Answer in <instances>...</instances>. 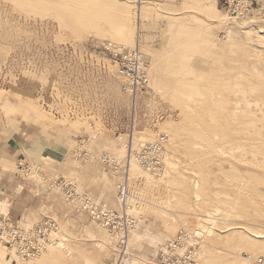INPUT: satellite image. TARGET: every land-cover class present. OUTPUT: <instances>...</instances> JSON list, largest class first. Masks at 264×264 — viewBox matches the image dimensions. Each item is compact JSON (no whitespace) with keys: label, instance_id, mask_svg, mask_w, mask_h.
Listing matches in <instances>:
<instances>
[{"label":"rangeland","instance_id":"374dc122","mask_svg":"<svg viewBox=\"0 0 264 264\" xmlns=\"http://www.w3.org/2000/svg\"><path fill=\"white\" fill-rule=\"evenodd\" d=\"M229 1L0 0V148L18 152L0 165L30 190L17 211L0 187V215L27 228L53 219L68 248L53 244L26 264H116L120 255L119 231L81 213L55 185L62 179L129 216L126 264H156L183 231L198 238L197 264L264 256V0L244 16ZM122 15L124 44L108 37ZM131 50L148 79L135 102L118 64ZM131 141L134 152L160 142L159 165L127 164ZM103 152L118 166L101 162ZM0 251V264L18 263Z\"/></svg>","mask_w":264,"mask_h":264},{"label":"built area","instance_id":"2783aa9c","mask_svg":"<svg viewBox=\"0 0 264 264\" xmlns=\"http://www.w3.org/2000/svg\"><path fill=\"white\" fill-rule=\"evenodd\" d=\"M255 0H231L229 8L239 12V15H249L254 11ZM259 3V0L256 1ZM142 56L139 51H129L118 60L119 74L124 80L123 91L129 93L135 99L138 91L146 85L148 79L142 68ZM133 151V150H132ZM160 146L142 147L138 154V159L144 169L152 170L159 165L163 158V152H160ZM85 152L79 153L80 158H85ZM99 160L108 166H118L117 160L113 159L108 153L103 152L99 156ZM127 163V162H126ZM129 164V163H127ZM130 165V164H129ZM130 166L125 170L124 180L119 185V195L122 205H127L129 199L130 188ZM55 185L64 191L67 200L74 203L77 209L89 216L94 222L108 229L119 231L121 234L120 255L117 258L116 264H124L126 255L127 241L129 231L132 228L133 222L124 212L118 214L112 210L104 209L98 206L88 198L80 196L76 190V186L65 179L56 181ZM59 234L58 224L55 220L44 218L32 228H27L21 224V220H14L7 215L0 216V244L6 246L9 250L14 251L18 256L27 257L42 254L48 251V247L53 243L57 244V235ZM197 236H188L186 233H181L180 236L173 240L160 251L157 257L153 260L156 264H197L194 257ZM125 247V250L123 249ZM184 249V251H181ZM193 250V251H191ZM254 264H264V256L256 259Z\"/></svg>","mask_w":264,"mask_h":264},{"label":"bare ground","instance_id":"6f19581e","mask_svg":"<svg viewBox=\"0 0 264 264\" xmlns=\"http://www.w3.org/2000/svg\"><path fill=\"white\" fill-rule=\"evenodd\" d=\"M129 19V17H127V16H124V15H122L121 17H120V20L118 21V23L115 25V27L113 28V29H111V31H107L108 32V37L109 38H111L113 41H116V42H118V43H121V42H123V44L124 43H126L127 42V38H128V29H127V27H126V21ZM107 34V33H106ZM259 41H261V43L262 44H264V36H261V37H259ZM131 45V44H130ZM132 51V50H131ZM136 51H139V50H136ZM245 92V91H244ZM129 94V93H128ZM133 97V96H132ZM7 97L5 96V95H3V94H0V100H4V99H6ZM136 98H137V96H136ZM136 98L134 99V102H135V100H136ZM239 101V103H238V105H240V104H244V105H246L247 104V99L246 98H243V99H240V100H238ZM21 102V101H20ZM21 104V103H20ZM235 105V104H234ZM24 106V105H23ZM236 106V105H235ZM237 107V106H236ZM238 110H239V107H238ZM236 113V112H235ZM243 122H245V121H243ZM246 123V122H245ZM248 123V122H247ZM239 124V123H238ZM245 125V124H244ZM236 126V125H235ZM234 126V127H235ZM239 126V125H238ZM241 126V125H240ZM247 127V126H246ZM246 127H244V129L246 128ZM240 129H241V127H239ZM248 128V127H247ZM234 129V128H233ZM239 129V130H240ZM234 130H237V129H234ZM242 130H243V124H242ZM238 131V130H237ZM236 131V132H237ZM241 131V130H240ZM244 131V130H243ZM246 131V130H245ZM248 131V130H247ZM239 132V131H238ZM241 133H243V132H241ZM239 134V133H238ZM244 134H245V132H244ZM254 144H256V142L254 143ZM155 145H157L158 147L160 146V152H163V154L165 155V153H164V148L162 147V145H161V143L160 142H156V143H151V144H146V145H144V146H141V148L142 147H154ZM251 145H253L252 143H251ZM250 145V146H251ZM256 146V145H255ZM126 148L128 149V152H129V158H128V160H127V163H129L130 164V166H131V164H132V158H133V156L135 157V158H137V162L140 164V162H139V159H138V152H134V150H133V148H134V143H133V141H131V144L130 145H126ZM140 148V149H141ZM133 150V151H132ZM159 152V153H160ZM98 159H99V156H98ZM168 164H173L172 162H170V161H168ZM141 165V164H140ZM143 168V167H142ZM145 170H147V171H149L150 169H145ZM129 174H130V170H129ZM71 182V181H70ZM76 186V185H75ZM130 198V197H129ZM90 201H93L94 203L96 202L95 200H93V199H90V198H88ZM119 199H120V202H121V205H122V201H121V198H120V195H119ZM129 200V199H128ZM128 200H127V202H128ZM109 210V209H108ZM2 215H7V214H2ZM2 215H0V216H2ZM21 223H22V221H21ZM58 230H59V226H58ZM183 233H186L188 236H195V235H193L192 233H189V232H187V231H183ZM58 236V235H57ZM178 237V236H177ZM176 237V238H177ZM175 238V239H176ZM260 238H261V236H260ZM57 239H58V237H57ZM128 239V238H127ZM173 241V240H172ZM172 241H170L169 243H171ZM128 242V241H127ZM198 238L196 239V244H194L193 245V247L195 248V254H194V257H195V259L197 260V263H199L198 261H199V250H200V247H198ZM54 244V243H53ZM52 244V245H53ZM168 244V243H167ZM49 246L48 247V250H49V248H51V247H53V246ZM57 247L56 248H62L65 252H67L68 251V248H66L65 246H64V243H59V242H57ZM0 246L2 247V246H4V245H1L0 244ZM0 247V248H1ZM4 248H7L6 246H4ZM8 249V248H7ZM9 250V249H8ZM51 251V250H50ZM181 251H184V249H182ZM13 253V257H17L16 259H17V264H26L25 263V261L26 260H24V259H27V258H30V257H32V256H27V257H21V256H18L14 251H12ZM43 254V253H42ZM39 255H41V254H39ZM33 256H35V255H33ZM37 256V255H36ZM0 259H3V260H5V253L4 252H2V251H0ZM28 260V259H27ZM6 261H7V263L6 264H10V262H11V259H6ZM128 261V257H127V254L125 255V257H124V264H126V262ZM153 262V261H152ZM29 263V262H28ZM33 263V262H32ZM36 263V262H35ZM34 263V264H35ZM30 264V263H29ZM38 264V263H37Z\"/></svg>","mask_w":264,"mask_h":264},{"label":"crops","instance_id":"0c3cea01","mask_svg":"<svg viewBox=\"0 0 264 264\" xmlns=\"http://www.w3.org/2000/svg\"><path fill=\"white\" fill-rule=\"evenodd\" d=\"M15 148L16 147H12V149H15ZM3 149L4 150H2V148H0V158L4 157V155H6V158L14 157V156H12L14 154H15V157L18 155L17 154L18 152H13V151L11 152L10 151L11 146H7L6 148H3ZM3 153H5V154L3 155ZM0 167H1V165H0ZM22 183L23 182L19 179H15V178H12L9 176L7 177V174L4 172L3 168L1 169V171H0V187L2 188V190H4L3 192L5 194H8L10 196L11 202L13 204H15L17 211H19L17 209L18 201H20V198L22 197V195H20V192L21 191L22 192H27V191L30 192L29 187L26 186L25 184H22Z\"/></svg>","mask_w":264,"mask_h":264}]
</instances>
